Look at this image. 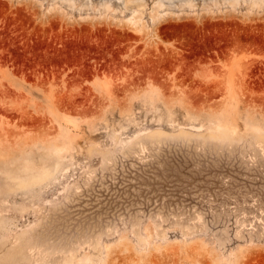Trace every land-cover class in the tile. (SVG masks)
Here are the masks:
<instances>
[{"label":"rangeland","instance_id":"obj_1","mask_svg":"<svg viewBox=\"0 0 264 264\" xmlns=\"http://www.w3.org/2000/svg\"><path fill=\"white\" fill-rule=\"evenodd\" d=\"M104 1L0 0V264H264V0Z\"/></svg>","mask_w":264,"mask_h":264},{"label":"bare ground","instance_id":"obj_2","mask_svg":"<svg viewBox=\"0 0 264 264\" xmlns=\"http://www.w3.org/2000/svg\"><path fill=\"white\" fill-rule=\"evenodd\" d=\"M122 1V3H123V5L125 6V7H128V8H130L131 9V16L129 17V19L128 20H134V21H136L137 20V22L140 20V18H141V16H140V14L138 15V16H140V17H138V19H137V10L138 9H141L142 10V7L144 8V6H145V0H121ZM164 1L165 0H155V3H154V8H156L155 9V11L154 12H152L151 14H150V16H151V18L153 19V20H156V19H158L157 18V16L159 15V13H157L158 12V7H160V6H162L163 5V3H164ZM168 2H172L173 0H167ZM182 2H187V3H191L192 2V0H181ZM232 1H237V0H232ZM251 1H257V0H251ZM104 3L105 4H110V2L108 1V0H105L104 1ZM140 11V10H139ZM134 23H136V22H134ZM143 24H144V22H143ZM138 25V24H137ZM139 26V25H138ZM140 27V26H139ZM10 133H8V135H9ZM22 146V145H21ZM22 149V148H21ZM22 158H27V157H25V156H21Z\"/></svg>","mask_w":264,"mask_h":264}]
</instances>
